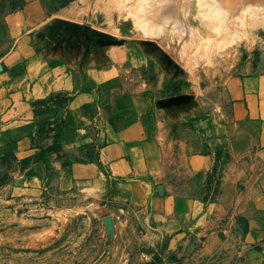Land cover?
<instances>
[{"label":"crops","instance_id":"1","mask_svg":"<svg viewBox=\"0 0 264 264\" xmlns=\"http://www.w3.org/2000/svg\"><path fill=\"white\" fill-rule=\"evenodd\" d=\"M4 21L0 198L105 201L143 264H264L263 60L196 101L165 68L36 50L26 9Z\"/></svg>","mask_w":264,"mask_h":264},{"label":"rangeland","instance_id":"2","mask_svg":"<svg viewBox=\"0 0 264 264\" xmlns=\"http://www.w3.org/2000/svg\"><path fill=\"white\" fill-rule=\"evenodd\" d=\"M25 9L36 50L94 52L99 65H133L124 76L165 68L196 101L216 100L240 64L264 61V0H0V36L4 16ZM28 204L0 198V264H143L129 221L105 201Z\"/></svg>","mask_w":264,"mask_h":264},{"label":"built area","instance_id":"3","mask_svg":"<svg viewBox=\"0 0 264 264\" xmlns=\"http://www.w3.org/2000/svg\"><path fill=\"white\" fill-rule=\"evenodd\" d=\"M262 247L264 248V241H263V243H262Z\"/></svg>","mask_w":264,"mask_h":264},{"label":"bare ground","instance_id":"4","mask_svg":"<svg viewBox=\"0 0 264 264\" xmlns=\"http://www.w3.org/2000/svg\"><path fill=\"white\" fill-rule=\"evenodd\" d=\"M73 7V6H72ZM69 9H71V8H69ZM74 10V9H73ZM67 13V12H66ZM70 13H71V11H70Z\"/></svg>","mask_w":264,"mask_h":264}]
</instances>
